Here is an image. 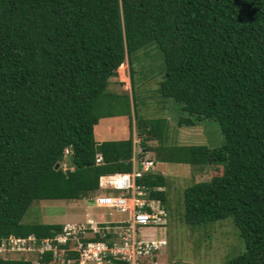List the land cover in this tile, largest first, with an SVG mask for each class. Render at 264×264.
Masks as SVG:
<instances>
[{
  "label": "trees",
  "instance_id": "trees-1",
  "mask_svg": "<svg viewBox=\"0 0 264 264\" xmlns=\"http://www.w3.org/2000/svg\"><path fill=\"white\" fill-rule=\"evenodd\" d=\"M152 42L177 125L215 119L225 137L216 148H153L161 161L220 165L184 189L185 223L231 216L245 251L227 264H264V0H0V237L58 232L59 223L24 221L32 203L92 197L100 175L131 171L132 122L119 140L98 141L94 128L116 114L108 87L119 66L132 72L134 54ZM135 119L141 153L146 139L168 141L165 118ZM162 176L139 182L166 203Z\"/></svg>",
  "mask_w": 264,
  "mask_h": 264
},
{
  "label": "rangeland",
  "instance_id": "rangeland-1",
  "mask_svg": "<svg viewBox=\"0 0 264 264\" xmlns=\"http://www.w3.org/2000/svg\"><path fill=\"white\" fill-rule=\"evenodd\" d=\"M134 61L135 66L132 72L129 70L128 63L124 62L118 68V75L111 78L108 88L116 95L110 101L109 111L116 114L99 120L95 133L96 139H113L114 131L120 138L127 136L129 132L127 118L129 122H132L133 129L135 116L138 114L147 119H166L164 134L166 136L167 133L169 136L168 141L159 140V142L154 137L146 140L149 145L155 146L158 142L159 146L167 143H172L171 146L201 144L216 148L224 143V134L215 119H204L194 126L177 125V119L180 116L178 103L159 92V85L165 73V64L163 52L155 42L138 50L134 54ZM131 73L132 83L122 79V76L129 79ZM133 130L137 131L136 126ZM154 152L156 154L152 156L157 160L155 168L163 171L168 222L163 226L141 228V233L148 238L166 239L167 245L162 248L161 254L158 253L157 261L160 264H227L229 259L242 254L245 251V244L231 216L192 225L184 221V189L195 182L210 179L221 171L220 165L202 167L189 163L161 161L158 159L160 156L156 150ZM63 163L71 165V155H66ZM108 195L110 192L107 190H98L92 197ZM103 202L105 201L97 198L41 200L32 203L24 216V221L63 225L66 222H84L89 218L115 219L121 222L129 217L128 212L99 206Z\"/></svg>",
  "mask_w": 264,
  "mask_h": 264
},
{
  "label": "built area",
  "instance_id": "built-area-1",
  "mask_svg": "<svg viewBox=\"0 0 264 264\" xmlns=\"http://www.w3.org/2000/svg\"><path fill=\"white\" fill-rule=\"evenodd\" d=\"M71 152V146L64 147L65 156ZM135 155L131 158V171L99 177V188L118 195L96 197L105 201L99 206L128 212L127 219L111 224L92 218L66 222L58 232L44 237L10 233L0 237V258L23 255L31 264H147L145 259L160 251L167 241L144 237L141 228L167 224L168 211L160 198L151 195V188L139 182L154 161ZM95 163H103L100 153L96 154Z\"/></svg>",
  "mask_w": 264,
  "mask_h": 264
},
{
  "label": "crops",
  "instance_id": "crops-1",
  "mask_svg": "<svg viewBox=\"0 0 264 264\" xmlns=\"http://www.w3.org/2000/svg\"><path fill=\"white\" fill-rule=\"evenodd\" d=\"M124 64V63H123ZM129 81H130V77H129ZM166 120V119H165ZM99 123V122H98ZM129 120H128V118H127V126H128V128H129V132H130V125H129ZM136 126V120H135V123H133V129H134V127ZM96 127H97V124H96V126H95V128H94V131H95V133H96ZM136 128H137V126H136ZM116 129V128H115ZM132 129V130H133ZM137 130H138V128H137ZM129 132L127 133V136H125V137H122V138H120V137H118L117 135H116V131H114V134H115V138H113V139H110V140H119V139H125V138H127L128 136H129ZM104 133V132H103ZM132 137H133V144H134V146H133V148H132V157H133V154L135 153L136 155V157L137 158H148V159H151V160H153L154 161V165H153V167L148 171V172H146V173H152V174H162L163 173V171H158L156 168H155V163H156V157H153L152 155H155L156 153L154 152L155 150L153 149L155 146H159V143L158 142H156V145L155 146H153V145H149V146H151V149H150V151H147V152H145V153H141V151H142V145H141V142H142V140L145 138L144 136H141V135H139L138 133H137V131L136 130H133V132H132ZM163 138V137H162ZM98 140V139H97ZM103 140H108V139H105V138H100V140H98V141H103ZM147 140V139H146ZM157 140V139H156ZM163 142H166V141H163ZM172 145V143H167V144H161V146H171ZM154 150V151H153ZM157 156V155H156ZM131 157V158H132ZM131 158H130V161H131ZM132 164V163H131ZM63 165H65L66 166V168H68V167H71L70 165H67L66 163L64 164L63 163ZM158 188V190H164V187L162 186H160V187H157ZM98 190H104V189H101V188H99ZM97 190V191H98ZM96 191V192H97ZM95 192V193H96ZM108 192H110V195H108V196H113L112 194H115V192H113V191H108ZM94 195V194H93ZM93 198H96V197H85V198H83V199H93ZM81 200V199H80ZM163 204L165 203V202H162ZM166 204V203H165ZM164 204V205H165ZM166 207V206H165ZM93 219V218H92ZM106 219H102V220H97V221H105ZM106 221H109L110 222V224L111 223H115V222H117V220H115V219H113V220H106ZM158 253L159 254H161L162 253V249L160 250V251H158L157 253H155L154 255H152V256H149V257H147L146 259H145V261L147 262V264H160V262H158L157 261V257H158Z\"/></svg>",
  "mask_w": 264,
  "mask_h": 264
},
{
  "label": "bare ground",
  "instance_id": "bare-ground-1",
  "mask_svg": "<svg viewBox=\"0 0 264 264\" xmlns=\"http://www.w3.org/2000/svg\"><path fill=\"white\" fill-rule=\"evenodd\" d=\"M121 69H123V67H121ZM122 79H124L126 82L129 80L126 76H122Z\"/></svg>",
  "mask_w": 264,
  "mask_h": 264
},
{
  "label": "clouds",
  "instance_id": "clouds-1",
  "mask_svg": "<svg viewBox=\"0 0 264 264\" xmlns=\"http://www.w3.org/2000/svg\"><path fill=\"white\" fill-rule=\"evenodd\" d=\"M65 169V168H64Z\"/></svg>",
  "mask_w": 264,
  "mask_h": 264
}]
</instances>
